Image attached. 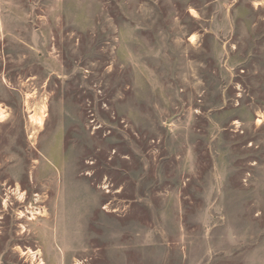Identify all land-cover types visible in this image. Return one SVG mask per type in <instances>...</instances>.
<instances>
[{
    "label": "rangeland",
    "instance_id": "rangeland-1",
    "mask_svg": "<svg viewBox=\"0 0 264 264\" xmlns=\"http://www.w3.org/2000/svg\"><path fill=\"white\" fill-rule=\"evenodd\" d=\"M0 264H264V0H0Z\"/></svg>",
    "mask_w": 264,
    "mask_h": 264
}]
</instances>
